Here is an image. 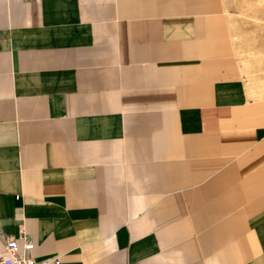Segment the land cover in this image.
<instances>
[{
	"label": "crops",
	"instance_id": "obj_1",
	"mask_svg": "<svg viewBox=\"0 0 264 264\" xmlns=\"http://www.w3.org/2000/svg\"><path fill=\"white\" fill-rule=\"evenodd\" d=\"M235 2L0 0V237L59 264H264V57Z\"/></svg>",
	"mask_w": 264,
	"mask_h": 264
},
{
	"label": "rangeland",
	"instance_id": "obj_2",
	"mask_svg": "<svg viewBox=\"0 0 264 264\" xmlns=\"http://www.w3.org/2000/svg\"><path fill=\"white\" fill-rule=\"evenodd\" d=\"M235 1L234 8L241 19L238 25L246 27L244 33L241 30L240 39L243 56L247 59L264 57V0Z\"/></svg>",
	"mask_w": 264,
	"mask_h": 264
},
{
	"label": "built area",
	"instance_id": "obj_3",
	"mask_svg": "<svg viewBox=\"0 0 264 264\" xmlns=\"http://www.w3.org/2000/svg\"><path fill=\"white\" fill-rule=\"evenodd\" d=\"M0 241L3 245L0 249V264H59L58 257L39 260L30 255L34 245L23 227L19 229L16 237L3 236ZM17 241L21 242L20 248Z\"/></svg>",
	"mask_w": 264,
	"mask_h": 264
}]
</instances>
